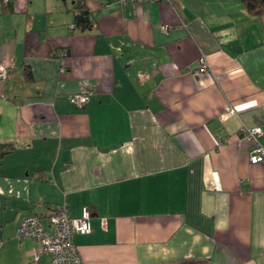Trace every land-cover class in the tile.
I'll return each instance as SVG.
<instances>
[{
  "label": "crops",
  "instance_id": "0c3cea01",
  "mask_svg": "<svg viewBox=\"0 0 264 264\" xmlns=\"http://www.w3.org/2000/svg\"><path fill=\"white\" fill-rule=\"evenodd\" d=\"M1 1L0 264H46L17 230L30 214L48 227L64 202L91 212L74 236L84 264H264V164L242 135L262 127L264 147V14L243 0Z\"/></svg>",
  "mask_w": 264,
  "mask_h": 264
},
{
  "label": "built area",
  "instance_id": "2783aa9c",
  "mask_svg": "<svg viewBox=\"0 0 264 264\" xmlns=\"http://www.w3.org/2000/svg\"><path fill=\"white\" fill-rule=\"evenodd\" d=\"M122 4L137 5L140 3H154L160 0H119ZM5 3L8 0H4ZM200 72H208L209 64L205 56L200 58ZM63 71V69H62ZM9 70L6 65L0 63V81L6 82L9 79ZM87 94H76L70 100L78 107H83L88 101ZM236 109L232 106L226 108L225 115L235 114ZM244 139L252 143L250 153L251 164H264V147L260 142L263 135L262 127L242 128ZM48 227L42 222L38 214L25 216L17 230L19 239H33L42 246V251L49 256L46 264H84L81 252L74 242L76 234L87 235L92 232L91 212L84 210L82 217L73 218L70 214L67 202L52 206L48 209L46 216Z\"/></svg>",
  "mask_w": 264,
  "mask_h": 264
},
{
  "label": "trees",
  "instance_id": "16d2710c",
  "mask_svg": "<svg viewBox=\"0 0 264 264\" xmlns=\"http://www.w3.org/2000/svg\"><path fill=\"white\" fill-rule=\"evenodd\" d=\"M4 5L10 7L12 5L13 0H8L7 3L4 2V0L1 1ZM245 8L247 11L254 15H262L264 14V0H243ZM75 5L76 9V15H75V28H80L82 31L88 30L93 23V19L91 17L90 12L86 9L85 5L76 2ZM28 77L30 74H27Z\"/></svg>",
  "mask_w": 264,
  "mask_h": 264
}]
</instances>
